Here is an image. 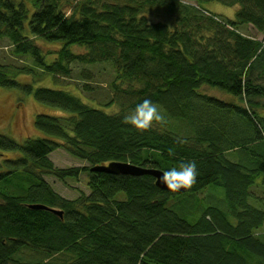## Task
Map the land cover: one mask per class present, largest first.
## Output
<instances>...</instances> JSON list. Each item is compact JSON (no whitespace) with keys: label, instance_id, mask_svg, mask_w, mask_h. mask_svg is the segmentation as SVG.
<instances>
[{"label":"trees","instance_id":"trees-1","mask_svg":"<svg viewBox=\"0 0 264 264\" xmlns=\"http://www.w3.org/2000/svg\"><path fill=\"white\" fill-rule=\"evenodd\" d=\"M211 2L239 8L225 18L205 7ZM0 39L31 59L0 62V87L31 92L29 80L17 79L31 73L62 84L73 63L108 62L114 75L110 99L99 104L106 111L40 86L35 99L66 112L36 115L45 136L0 134V150L11 153L0 161V264H48L62 253L70 255L62 264H264V196L254 191L264 188V0H0ZM38 40L60 47L44 50ZM80 76L95 78L86 68ZM77 87L97 103L88 82ZM144 99L164 120L137 130L123 117ZM58 148L87 165L57 167L50 155ZM186 160L197 173L180 192L159 188L150 174L92 171ZM86 172L89 192L75 198L45 178Z\"/></svg>","mask_w":264,"mask_h":264},{"label":"rangeland","instance_id":"rangeland-1","mask_svg":"<svg viewBox=\"0 0 264 264\" xmlns=\"http://www.w3.org/2000/svg\"><path fill=\"white\" fill-rule=\"evenodd\" d=\"M205 7L221 16H224L225 18H234L236 11L239 8L238 5L226 6L219 2L207 3L205 4ZM241 31L247 35L263 40V35L257 32L252 26H243L241 27ZM38 43H42V48L44 50L60 47L59 44H51L42 40H38ZM72 49L76 53L84 52V48L82 47L76 46ZM0 62L13 66H24L28 64L31 65V59H27L25 57L19 58L13 55L12 45L7 39H0ZM84 68L89 69L94 74L95 78L92 81H83L80 79V73ZM113 78L114 75L112 67L108 62L97 63L93 65H80L78 63H73L71 65V76L61 78L60 83L62 84L56 82L51 73L41 74L38 76L35 75V73H31V75L18 76L17 79L19 82L29 80L33 86V90L31 92H27L20 87H0V134L7 135L17 142H24L28 136H45V134L35 126L36 115L39 113L57 114V110L66 112L59 108L37 101L34 96V91L37 87L48 86L54 88H64L71 93L80 96L84 102L90 103L96 108L105 110L107 109L106 106H100L99 104L105 105V103L110 99L112 95L110 90V81ZM86 82H88L92 87L89 93L94 96L97 103H94L93 99L91 98L86 99V95L81 89L77 87L79 85L82 86ZM202 90L216 94L218 96H225L224 92L221 90H210L207 86H204ZM3 154L6 156L11 155L9 152H3L0 150V161L5 158ZM12 155L16 154L12 153ZM50 158L57 167L87 165V162L72 156L63 148H58L52 152ZM45 178L58 193L67 198H75L78 195L79 190L85 191L87 193L89 192L87 187V182L89 179L88 172L82 173L78 179L67 178L64 181L59 180L51 175H47ZM254 191L257 195L264 196V188L262 186L254 187ZM203 194L204 195H202V197H214L210 191H205ZM24 255L25 257L32 255L39 256L37 252L30 249H24ZM69 258V254L62 253L51 259L50 263L48 264H62L68 261Z\"/></svg>","mask_w":264,"mask_h":264},{"label":"clouds","instance_id":"clouds-1","mask_svg":"<svg viewBox=\"0 0 264 264\" xmlns=\"http://www.w3.org/2000/svg\"><path fill=\"white\" fill-rule=\"evenodd\" d=\"M125 123L132 125L137 130H146L153 126V122H161L164 116L161 114L155 102L144 99L123 117ZM158 180L164 185L166 190H176L181 187H189L195 179L197 165L194 160L179 162L178 166H173L160 171Z\"/></svg>","mask_w":264,"mask_h":264},{"label":"water","instance_id":"water-1","mask_svg":"<svg viewBox=\"0 0 264 264\" xmlns=\"http://www.w3.org/2000/svg\"><path fill=\"white\" fill-rule=\"evenodd\" d=\"M92 171H102V172H106V173H112V174H129V175H142V174H150L152 176L155 177V183L159 188H162L163 190H166L165 186L160 184L158 177L159 175L162 176V173L160 172L161 170H157V169H153V168H147V167H143V166H138V165H134L131 163H126V162H111L109 164H105V165H99V166H95L92 168ZM186 190L185 187H181L179 189L176 190H170L168 189V191H172V192H180ZM31 208L34 209H51V208H47L44 205L41 204H32L30 205ZM53 212H55L56 214L62 216V212L57 210V209H51Z\"/></svg>","mask_w":264,"mask_h":264}]
</instances>
